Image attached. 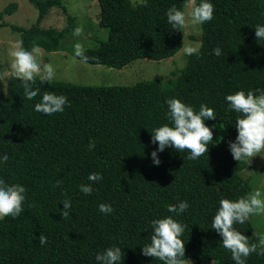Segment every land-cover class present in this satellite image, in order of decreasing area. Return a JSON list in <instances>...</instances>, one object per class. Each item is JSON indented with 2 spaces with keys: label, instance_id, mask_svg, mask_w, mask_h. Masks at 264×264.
<instances>
[{
  "label": "trees",
  "instance_id": "1",
  "mask_svg": "<svg viewBox=\"0 0 264 264\" xmlns=\"http://www.w3.org/2000/svg\"><path fill=\"white\" fill-rule=\"evenodd\" d=\"M36 9L34 23L9 24L19 33L22 47L38 45L56 49L58 32L39 26L49 7L62 0H29ZM98 23L107 29L105 39L86 46L87 62L115 67L136 57L160 59L181 47L182 28L172 29L166 11H182L187 0H96ZM202 0H196L199 5ZM214 6L213 19L201 25L199 56H187L180 68L165 79L152 77L132 84H85L54 79L33 89L40 92L27 100L21 81L8 75L0 98V179L25 187L20 216L0 219V264H98L97 253L109 247L121 248L120 264H163L145 257L141 249L150 243L152 221L167 217L185 225L180 237L185 256L195 264H235L222 237L211 227L221 199L246 198L249 178L240 170L249 166L232 158L228 144L235 141V120L240 116L228 108L225 97L243 91L264 92V54L256 55L252 39L255 26L264 25V0H207ZM16 1L0 10V18L12 13ZM6 23L0 22V25ZM73 28L68 18L65 30ZM252 41V42H251ZM251 42V43H250ZM219 47L221 55L213 54ZM0 63V67H1ZM259 90V91H257ZM64 95L63 112L45 115L34 110L44 92ZM179 99L199 112L204 104L214 110L223 135L210 142L208 153L188 160L189 153L166 147L157 152L161 163H153L150 143L158 127L171 125L167 119L168 99ZM90 140L95 148L89 151ZM103 179L92 183L85 195L79 186L90 183L91 173ZM60 181L59 187L54 186ZM71 201L69 218L62 219V202ZM186 201L189 208L176 215L168 205ZM110 204L111 214L101 213L100 204ZM234 228L264 251L253 232L250 218ZM43 234L47 243L41 245ZM251 253L246 264H264V255Z\"/></svg>",
  "mask_w": 264,
  "mask_h": 264
},
{
  "label": "clouds",
  "instance_id": "2",
  "mask_svg": "<svg viewBox=\"0 0 264 264\" xmlns=\"http://www.w3.org/2000/svg\"><path fill=\"white\" fill-rule=\"evenodd\" d=\"M142 6H147V0H140ZM191 11L187 14L178 10L175 6L170 7L165 15L167 23L172 29L179 30L185 27L190 21L192 25H202L213 19L214 6L207 0L197 5L196 0H191ZM255 28V39L258 44H264V25H257ZM83 26H78L73 30L74 36H80ZM23 41H17L15 50L10 55L13 58L10 65V75L21 81L25 98L33 100L40 92L37 87L33 89L37 78L40 84H50L56 76L55 69L49 63L43 62V50L34 45L31 51L25 50ZM200 44L195 46H185L183 52L187 56H199ZM75 57L81 62H87L89 57L85 54V48L81 43L74 45ZM213 54L220 56L219 47L213 49ZM259 91V90H257ZM228 108L240 116L235 120L237 135L235 141H229L228 147L234 160L250 163V158L260 155L264 151V94L254 95L249 91H237L225 97ZM68 104V99L64 95H56L54 92H44L42 98L35 104L34 110L45 115H53L63 112ZM166 117L172 126L164 125L158 127L151 133L150 143L157 144L156 150L151 152V158L155 165L161 161L157 158V152H163L166 147L173 148L177 152L187 151L188 160L195 161L200 156L208 153V145L213 141L212 130L204 124L205 120H216L214 110L204 104L200 105L199 112H195L192 107L185 105L179 99H168ZM95 141L90 140L88 149L94 150ZM264 158V157H262ZM9 156L4 154L0 157V162H7ZM90 183L79 186V191L83 194L91 195L93 192L92 183L100 182L103 177L99 173H91L87 177ZM60 181L54 186L59 187ZM26 189L20 184H6L0 179V219L10 216L16 218L23 212ZM261 193L256 191L247 198H240L236 201L221 199L219 207L212 219L211 227L222 237V246L231 252V259L235 264H246V259L251 253L257 252V244H249L248 237L241 234L234 228V224H244L250 215L264 213V200L260 199ZM63 209L60 212L62 219L69 218L71 201L65 199ZM189 204L181 201L177 205H168L167 211L179 215L186 212ZM98 209L101 213L111 214L113 209L110 204H100ZM185 230V225L178 223L171 217L152 221V234L150 243L145 244L141 249V254L145 257H152L163 262V264H185V244L180 238ZM39 243H47V237L41 234ZM264 244V240H261ZM264 255V251L257 252ZM123 253L119 247H109L102 253H97L95 260L98 264H120Z\"/></svg>",
  "mask_w": 264,
  "mask_h": 264
},
{
  "label": "rangeland",
  "instance_id": "3",
  "mask_svg": "<svg viewBox=\"0 0 264 264\" xmlns=\"http://www.w3.org/2000/svg\"><path fill=\"white\" fill-rule=\"evenodd\" d=\"M13 0H0V10L4 5ZM17 6L14 12L5 13L1 16L0 22V98L4 95L6 81L11 71L12 57L10 53L15 50L19 33L12 30L9 24L28 26L35 21L36 9L29 0H14ZM133 3L139 0H131ZM191 0H187L182 12L187 14L191 11ZM99 4L96 0H62L61 5L49 7L47 14L40 20L39 26L51 27L63 32L59 37V47L48 49L39 46L43 52V62L49 63L55 69V79L69 80L85 84H132L138 80L159 77L165 79L171 75L173 68H180L185 65L187 55L184 54L185 46H195L200 42L201 25H192L190 21L182 27L183 35L181 47L170 56L155 59L151 57H136L121 67L106 65L103 63L81 62L75 57L74 45L81 43L84 47L96 44L100 39H105L107 29L98 23ZM73 19V28L69 32L65 30L68 18ZM83 26L80 36H74L73 30ZM255 45L256 55L264 54V44H258L255 37L252 39ZM251 41V42H252ZM250 42V43H251ZM38 46V45H37ZM33 46L27 50L31 51ZM264 94V92L262 93ZM208 127L213 132V141H218L224 134L220 122L212 121ZM264 151L255 157L250 158L249 166L240 170V175L249 178L251 186L250 194L256 191L261 193L260 199L264 200ZM253 232L264 240V213L250 215ZM264 248V244H262ZM216 259L214 260L215 263ZM185 264H195L193 257L184 259ZM211 263V264H214Z\"/></svg>",
  "mask_w": 264,
  "mask_h": 264
}]
</instances>
